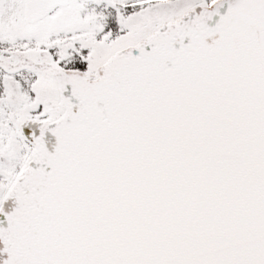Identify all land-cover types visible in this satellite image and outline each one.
I'll return each instance as SVG.
<instances>
[{
	"label": "snow or ice",
	"instance_id": "6c2138e0",
	"mask_svg": "<svg viewBox=\"0 0 264 264\" xmlns=\"http://www.w3.org/2000/svg\"><path fill=\"white\" fill-rule=\"evenodd\" d=\"M0 264H264V0H0Z\"/></svg>",
	"mask_w": 264,
	"mask_h": 264
}]
</instances>
